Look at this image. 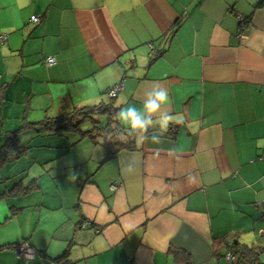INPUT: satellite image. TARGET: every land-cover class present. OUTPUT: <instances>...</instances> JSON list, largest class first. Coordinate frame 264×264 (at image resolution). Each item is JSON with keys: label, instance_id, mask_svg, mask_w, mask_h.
Returning a JSON list of instances; mask_svg holds the SVG:
<instances>
[{"label": "crops", "instance_id": "crops-1", "mask_svg": "<svg viewBox=\"0 0 264 264\" xmlns=\"http://www.w3.org/2000/svg\"><path fill=\"white\" fill-rule=\"evenodd\" d=\"M2 34L0 152H24L0 160V264H236L231 245H264V0H0ZM158 90L184 120L139 142L115 117ZM107 103L104 138L46 126Z\"/></svg>", "mask_w": 264, "mask_h": 264}, {"label": "trees", "instance_id": "trees-1", "mask_svg": "<svg viewBox=\"0 0 264 264\" xmlns=\"http://www.w3.org/2000/svg\"><path fill=\"white\" fill-rule=\"evenodd\" d=\"M109 92V91H108ZM108 96V93H107ZM113 99V98H110ZM117 113V109L113 108L112 103L107 104H100L98 106H94L91 108H81L79 110H73V112L69 113H63L57 118H53L49 121V123L46 124V126H49L50 129L52 127H57L59 131H65V130H78L80 129L81 124L85 123L86 121L91 123L93 126V130H96L99 132V138H104L106 135L111 134V132L115 131L113 127L114 125V117ZM106 115L107 120L105 123V126H100L98 119L102 116ZM58 131V132H59ZM88 134L90 132H87ZM86 133V134H87ZM91 140L95 139V135H90ZM133 145L132 142H128L127 144L124 143H118L116 147V151L114 154H117L118 152L131 148ZM131 146V147H127ZM14 153L16 156H20L21 153L24 152L22 147H16L12 144V141L9 140L7 143V146H5L4 151L0 152V160L6 159V156L9 155L7 152ZM174 255L176 256L175 262L176 264H193L189 255L186 254V252L174 249L173 250ZM264 253V245H256V246H245L243 244H240L236 242L235 244L231 245L229 247V252L226 254V258L228 255H232L234 259H236V264H264L260 260V255Z\"/></svg>", "mask_w": 264, "mask_h": 264}, {"label": "clouds", "instance_id": "clouds-1", "mask_svg": "<svg viewBox=\"0 0 264 264\" xmlns=\"http://www.w3.org/2000/svg\"><path fill=\"white\" fill-rule=\"evenodd\" d=\"M120 102L123 101H119L117 106ZM170 105L171 100L166 90L154 91L143 101L142 107L137 108L132 104H128L117 113L115 119H118L126 129L137 133L139 142L143 141L144 133L149 127L153 124H159V136L153 135L150 138L153 144H158L161 142L160 137L163 132L167 131L169 123L177 124L184 120L183 116L158 115L163 107H169ZM154 116L156 117L155 120H153ZM257 143L264 144V141H258Z\"/></svg>", "mask_w": 264, "mask_h": 264}, {"label": "built area", "instance_id": "built-area-1", "mask_svg": "<svg viewBox=\"0 0 264 264\" xmlns=\"http://www.w3.org/2000/svg\"><path fill=\"white\" fill-rule=\"evenodd\" d=\"M31 21L33 23H38L39 18L37 16H32ZM6 39H7V36L5 34H2L0 36L1 43H4V41H6ZM46 63L49 66H53L55 64V59L54 58H48L46 60ZM120 90H121V85H116L113 89L109 90L108 97L114 98L119 93ZM262 206L264 208V202L262 203ZM15 252L17 253L20 260H22L25 263L32 261L34 259V250L25 244H20L19 246H16ZM227 259L232 260L233 256L230 254L227 256Z\"/></svg>", "mask_w": 264, "mask_h": 264}, {"label": "rangeland", "instance_id": "rangeland-1", "mask_svg": "<svg viewBox=\"0 0 264 264\" xmlns=\"http://www.w3.org/2000/svg\"><path fill=\"white\" fill-rule=\"evenodd\" d=\"M107 93H108V92H107ZM114 127H116V125H113V128H114ZM113 188H115V187H113Z\"/></svg>", "mask_w": 264, "mask_h": 264}]
</instances>
